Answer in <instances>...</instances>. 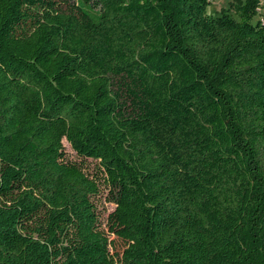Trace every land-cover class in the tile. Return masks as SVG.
Listing matches in <instances>:
<instances>
[{"label":"trees","instance_id":"trees-1","mask_svg":"<svg viewBox=\"0 0 264 264\" xmlns=\"http://www.w3.org/2000/svg\"><path fill=\"white\" fill-rule=\"evenodd\" d=\"M209 2L0 0V264H264L261 1Z\"/></svg>","mask_w":264,"mask_h":264},{"label":"rangeland","instance_id":"rangeland-1","mask_svg":"<svg viewBox=\"0 0 264 264\" xmlns=\"http://www.w3.org/2000/svg\"><path fill=\"white\" fill-rule=\"evenodd\" d=\"M239 0H210L207 5V13L210 16H218L221 15L223 9L232 8V6L237 3ZM260 6L258 8V14L253 19V22L264 20V0H260ZM73 3L68 1H62L61 7L64 10H70L73 8ZM65 150L67 155L71 159L81 160L82 158L77 154L72 145L65 139L64 140ZM85 163L87 164V168L91 172L97 171L98 161L92 158L86 159ZM102 192L98 198L99 210L102 213V219L105 221L106 217L110 212H112L116 208V203L109 196V189L105 188V185H102ZM118 250H121L123 245L121 241H116L115 243Z\"/></svg>","mask_w":264,"mask_h":264}]
</instances>
